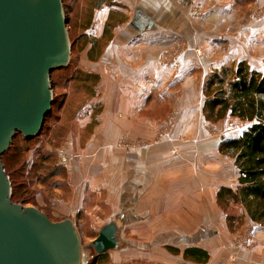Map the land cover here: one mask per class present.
<instances>
[{"label":"crops","instance_id":"crops-1","mask_svg":"<svg viewBox=\"0 0 264 264\" xmlns=\"http://www.w3.org/2000/svg\"><path fill=\"white\" fill-rule=\"evenodd\" d=\"M109 2L95 12L83 50V70L99 76L90 101L101 109L80 120L94 121L91 136L78 160L63 165L78 180V207L91 195L93 228L117 222L138 237L139 259L195 264L183 252L197 247L209 253L207 264H264V231L222 241L217 194L237 187L239 171L219 151L222 123L203 113L213 70L247 62L264 75V0H199L200 17L190 0ZM125 135L144 143L122 151Z\"/></svg>","mask_w":264,"mask_h":264},{"label":"water","instance_id":"water-1","mask_svg":"<svg viewBox=\"0 0 264 264\" xmlns=\"http://www.w3.org/2000/svg\"><path fill=\"white\" fill-rule=\"evenodd\" d=\"M71 52L63 0H0V264H83V250L120 247L115 221L82 246L72 220L52 222L11 198L2 156L17 132L26 139L41 132L52 112L51 75Z\"/></svg>","mask_w":264,"mask_h":264},{"label":"rangeland","instance_id":"rangeland-1","mask_svg":"<svg viewBox=\"0 0 264 264\" xmlns=\"http://www.w3.org/2000/svg\"><path fill=\"white\" fill-rule=\"evenodd\" d=\"M94 2V0H65L64 11L68 19L67 28L71 45H74L70 58L71 64L67 69L53 74L52 91L56 103L52 108L53 113L46 122L45 130L30 143H26L27 141L21 136L16 138L14 143L18 146L23 145L24 148H28V151H23L22 155L17 156L18 165L13 171L14 175L10 172L12 183L14 182L12 189L14 187V190H16L18 185L24 183V188H20L21 199L14 203L34 207L43 212L52 222L74 219L72 221L77 229L82 246L92 243L97 238L100 230L93 228L95 226L93 224L94 218L86 213L91 208L87 205L93 201L91 195L89 197L85 193L86 198L83 206L78 207L80 201L78 197L82 194L79 193L80 186L77 179L76 182H73V179L69 178L73 177L72 171L69 169L68 172L65 164L70 163V161L73 163L75 159L78 160L77 158L81 154L80 151H85L84 149L91 136L94 121L89 125H83L80 120L84 119L83 117L87 115L88 111L92 110L94 114H97L101 109L100 104H91L90 101L92 94H97L93 89L97 81L95 79L85 81L82 74V72L89 74L82 68L84 49L81 50L83 45V48L87 47L89 41L87 37V29L90 27H87L88 18L91 16L94 18L97 10L110 3L103 4L101 8L96 9L94 8ZM201 12L203 13L202 8ZM107 40L108 38L100 40L99 44L105 45ZM219 122L222 123L224 128V137L230 139L239 137L251 126L248 122L229 116ZM172 126L173 119H169L161 129V133L170 131ZM123 138H126L129 142L137 143L138 147L140 143H144L139 137L132 138L125 135L117 140V144ZM118 148L123 151V148ZM135 149L128 148L124 151ZM45 156L46 161H44ZM24 164L27 165L24 166ZM53 171H56V173L50 176ZM21 200L23 202H20ZM230 212L234 214L233 225L228 223L226 214L223 212L226 226V236L223 237V243L229 236L233 239H237L240 235L252 237V234L257 236L258 230L264 231V227L249 221L242 207H233ZM99 218L103 220L105 217L99 216ZM120 238V247L105 253L106 259L102 262L98 261L97 264H141L139 260L143 259H139L138 237L130 236L121 231ZM223 249L224 247H222ZM96 258L98 257L93 250H83V264H92L97 261ZM145 260L153 262L149 259ZM217 264L222 263L220 261Z\"/></svg>","mask_w":264,"mask_h":264},{"label":"trees","instance_id":"trees-1","mask_svg":"<svg viewBox=\"0 0 264 264\" xmlns=\"http://www.w3.org/2000/svg\"><path fill=\"white\" fill-rule=\"evenodd\" d=\"M94 1V8L96 9L101 8L103 4L109 3V0ZM63 5H66L65 0H63ZM92 21L93 18L91 16L88 18L87 27L92 24ZM71 47L73 49L74 45L72 44ZM83 47L84 45L81 50L85 49ZM70 64L69 62L67 67L55 70L52 73V90L53 74L67 69ZM82 74L85 81L90 79H95L97 83L99 81V76L96 74H86L85 72H82ZM203 96L205 98L203 113L205 120L209 123L215 124L229 116L251 124L239 137L230 139L223 136L220 140L219 151L222 155L233 160L235 167L239 171V178L236 188L222 187L219 190L217 203L225 212L226 219L228 223H232L231 225L234 223V214L230 212L231 208L238 206L244 209L249 221L264 227V75L252 70L247 62L227 65L220 70H213L208 75L203 87ZM55 103L56 101L53 99L52 108ZM52 113L53 110L45 119L43 128L36 137L26 139L20 132H17L10 148L3 154V165L11 180V185L14 184L11 176L14 175L13 171L18 165L17 156L22 155L23 151H28V148H24L23 145L18 146V144L14 143L16 138L21 136L27 141L26 143L38 138L45 130L46 122ZM46 160L45 156L44 161ZM26 165L24 164V166ZM10 172L12 175H10ZM54 173L56 171H53L50 176L54 175ZM21 187L24 188V183L20 184V186L18 185L16 190L13 187L11 197L13 202L21 199ZM20 202H23V200ZM167 249L175 255L181 254V250L178 248L167 247ZM105 255H97V261L92 264L104 261L106 259ZM183 258L195 264H207L209 262V253L201 248L191 247L184 250ZM139 263L162 264L148 262L147 260H139Z\"/></svg>","mask_w":264,"mask_h":264},{"label":"built area","instance_id":"built-area-1","mask_svg":"<svg viewBox=\"0 0 264 264\" xmlns=\"http://www.w3.org/2000/svg\"><path fill=\"white\" fill-rule=\"evenodd\" d=\"M198 1L199 0H190V11L193 17H200L202 15L201 7ZM117 146L123 148V150H128V148L135 149L138 147L137 143H132V141L129 142L126 138H123L121 141H118Z\"/></svg>","mask_w":264,"mask_h":264}]
</instances>
